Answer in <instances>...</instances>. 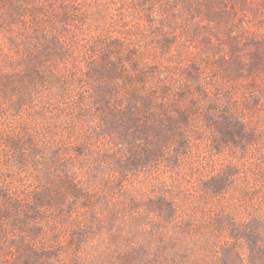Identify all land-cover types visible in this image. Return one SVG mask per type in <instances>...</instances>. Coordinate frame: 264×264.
<instances>
[{
	"label": "rangeland",
	"instance_id": "1",
	"mask_svg": "<svg viewBox=\"0 0 264 264\" xmlns=\"http://www.w3.org/2000/svg\"><path fill=\"white\" fill-rule=\"evenodd\" d=\"M0 264H264V0H0Z\"/></svg>",
	"mask_w": 264,
	"mask_h": 264
},
{
	"label": "trees",
	"instance_id": "2",
	"mask_svg": "<svg viewBox=\"0 0 264 264\" xmlns=\"http://www.w3.org/2000/svg\"><path fill=\"white\" fill-rule=\"evenodd\" d=\"M227 120L229 121V118H227ZM187 124V123H186ZM233 124V128H228L229 130L228 131H224L223 133L225 134V132H227V137L230 138L231 137H238L237 135H244L246 133V130H245V126H242V124L244 123H231Z\"/></svg>",
	"mask_w": 264,
	"mask_h": 264
}]
</instances>
